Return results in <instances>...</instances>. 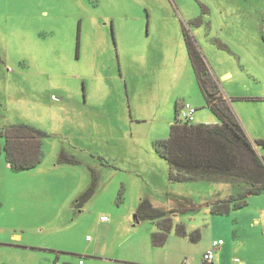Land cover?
<instances>
[{
  "label": "rangeland",
  "instance_id": "1",
  "mask_svg": "<svg viewBox=\"0 0 264 264\" xmlns=\"http://www.w3.org/2000/svg\"><path fill=\"white\" fill-rule=\"evenodd\" d=\"M185 30L223 91L241 96L231 103L251 139H264V0H0V131L45 133L32 168L14 171L0 154V264H200L214 235L228 240L227 264H264V214L253 219L264 197L216 216L210 203L245 185L171 180L156 151L177 101L196 108L194 123L217 122ZM143 198L173 211L163 245L157 219H135ZM179 225L201 239L177 236Z\"/></svg>",
  "mask_w": 264,
  "mask_h": 264
},
{
  "label": "trees",
  "instance_id": "2",
  "mask_svg": "<svg viewBox=\"0 0 264 264\" xmlns=\"http://www.w3.org/2000/svg\"><path fill=\"white\" fill-rule=\"evenodd\" d=\"M184 35L200 90L218 122L194 123L178 118V107L182 102L177 101L176 119L170 126L169 137L157 140L155 148L168 162L171 180L211 179L244 184V189L238 194L210 203L214 214H229L233 209L246 206L251 195L264 191V157L258 153L256 146H264V139L252 141L195 40L187 30ZM44 134L42 130L30 124L11 125L0 131V137H5L4 146L0 142V154L4 149L6 160L14 171L32 168L43 158ZM60 159L73 161L66 157L63 150ZM95 185L94 179L79 195L78 205H82V202L93 195ZM172 212L156 207L149 199L143 198L135 219L158 220L159 230L152 233V241L160 246L167 241L171 232L172 221L167 215ZM177 232L180 235L187 234L184 225H179ZM199 236V233L190 235L193 240H198ZM203 264L210 263L204 261Z\"/></svg>",
  "mask_w": 264,
  "mask_h": 264
},
{
  "label": "crops",
  "instance_id": "3",
  "mask_svg": "<svg viewBox=\"0 0 264 264\" xmlns=\"http://www.w3.org/2000/svg\"><path fill=\"white\" fill-rule=\"evenodd\" d=\"M231 75V72L230 71H225V72H223V73H221L220 74V76L223 78V79H226V78H228L229 76ZM216 76V75H215ZM228 89V90H227ZM226 90V93H225V95L228 97V98H230L231 99V101L234 99V97H241V96H237V94H236V92H234L233 90L231 91V87L230 86H228V88H227ZM261 98V97H260ZM262 99V98H261ZM244 119V118H243ZM217 122H218V120H216ZM250 136V135H249ZM251 138V137H250ZM253 141V140H252ZM7 161V160H6ZM8 163V162H7ZM8 165H9V163H8ZM10 167V166H9ZM256 195H258V196H261V197H264V191L263 192H261L260 194H256ZM210 208H211V205H210ZM234 210H236V209H233L229 214H214L212 211V214H214V215H216V216H222V215H231L233 212H234ZM264 214V205H263V209H261L260 210V212L258 211V212H256V214H254V216H253V219H254V222L255 223H257V224H259V225H261V218H262V215ZM103 216H106V215H102L101 217H103ZM216 218L219 220V218L218 217H215L214 219H212L213 220V222H215L216 221ZM106 219H107V217H106ZM106 219H102V220H106ZM221 219V218H220ZM226 228V227H225ZM158 230H159V226H158ZM226 231L228 232V234H229V237H230V241H234V240H236V237H238V232H237V230H234V228H233V226H232V228L230 229V227H227L226 228ZM155 232V231H154ZM186 232H187V234L186 235H180V234H177V236H179V237H181V238H186V239H188L190 242H192V243H196V242H198L200 239H201V236H199V238H198V240L196 239V240H193V239H191V237H190V235L191 234H195L196 235V233H199L200 234V232H199V229H197V228H194V229H192V230H186ZM153 233V232H152ZM171 233V232H170ZM170 233H169V235H170ZM260 235H262V236H264V227H262L261 226V229H260ZM213 237V239L212 240H214V239H225L224 237H222L221 235H214V236H212ZM228 240H224V243L222 244V245H220V246H218V247H216L215 248V250H214V259L212 260V261H208L210 264H227L226 263V254H227V252H226V249H224L225 248V246L227 245V242ZM211 247V246H210ZM209 247V248H210ZM208 249V248H207ZM206 249V250H207ZM206 250H203V252H202V257H201V262H200V264H203L204 263V260H203V254L205 253V251ZM241 260H239L238 258H235V262H238L239 264H244V263H241L240 262ZM249 262V261H248Z\"/></svg>",
  "mask_w": 264,
  "mask_h": 264
},
{
  "label": "built area",
  "instance_id": "4",
  "mask_svg": "<svg viewBox=\"0 0 264 264\" xmlns=\"http://www.w3.org/2000/svg\"><path fill=\"white\" fill-rule=\"evenodd\" d=\"M195 113H196V108L193 107L190 103L182 102L179 105L178 114L180 115L181 119L193 121ZM102 219H106V216H103ZM223 243H224L223 239H214L212 241L211 247L208 248L203 254V260L207 262L212 261L214 259L215 248L222 245Z\"/></svg>",
  "mask_w": 264,
  "mask_h": 264
},
{
  "label": "water",
  "instance_id": "5",
  "mask_svg": "<svg viewBox=\"0 0 264 264\" xmlns=\"http://www.w3.org/2000/svg\"><path fill=\"white\" fill-rule=\"evenodd\" d=\"M228 98V97H227ZM229 100H231L230 98H228Z\"/></svg>",
  "mask_w": 264,
  "mask_h": 264
}]
</instances>
